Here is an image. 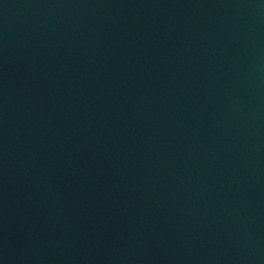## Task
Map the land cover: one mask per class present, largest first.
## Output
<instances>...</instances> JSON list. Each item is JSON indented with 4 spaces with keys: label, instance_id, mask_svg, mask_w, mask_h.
Instances as JSON below:
<instances>
[{
    "label": "water",
    "instance_id": "95a60500",
    "mask_svg": "<svg viewBox=\"0 0 264 264\" xmlns=\"http://www.w3.org/2000/svg\"><path fill=\"white\" fill-rule=\"evenodd\" d=\"M0 264H264V0H0Z\"/></svg>",
    "mask_w": 264,
    "mask_h": 264
}]
</instances>
